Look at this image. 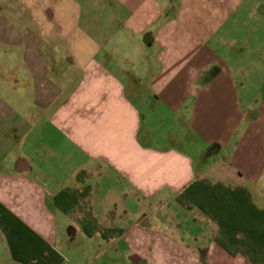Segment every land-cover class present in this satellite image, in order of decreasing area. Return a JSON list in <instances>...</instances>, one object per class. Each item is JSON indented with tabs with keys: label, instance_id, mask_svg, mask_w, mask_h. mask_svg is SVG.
<instances>
[{
	"label": "crops",
	"instance_id": "0c3cea01",
	"mask_svg": "<svg viewBox=\"0 0 264 264\" xmlns=\"http://www.w3.org/2000/svg\"><path fill=\"white\" fill-rule=\"evenodd\" d=\"M261 34L264 0H0V264H264V105L238 100ZM134 97L180 110L201 163L153 144ZM104 177L143 229L104 215Z\"/></svg>",
	"mask_w": 264,
	"mask_h": 264
},
{
	"label": "rangeland",
	"instance_id": "374dc122",
	"mask_svg": "<svg viewBox=\"0 0 264 264\" xmlns=\"http://www.w3.org/2000/svg\"><path fill=\"white\" fill-rule=\"evenodd\" d=\"M261 36H264V34ZM258 36H255V44H259L261 42V38L258 39ZM258 39V40H257ZM262 45V44H261ZM264 49H257V50H251L249 51V59L247 61L243 62V66H241V71H244L243 73L246 75V78L243 81H240L242 84L240 89H239V94H238V100L240 102V106H245L246 104L252 103L251 110L252 114H258V111L261 109V107L264 105V86H262V77L264 76V55H263ZM132 57L135 56L134 52L131 53ZM139 61L137 62L135 67L129 66L126 64V68L132 70L138 74V70L141 65H138ZM227 68V73L229 75L236 74L234 72V66L233 65H226ZM142 83H145L143 81ZM126 84H130L129 81H126ZM135 102L141 109L142 115H143V128L149 127L153 129L154 132V137H152L151 141L155 145H166L168 143L172 145H177L181 147L182 149L188 151L190 155L195 159L196 163H201V157L206 156L207 150H205V146L203 144V141L194 139V138H189L187 141H182L181 137L183 133L185 135H188L187 131L184 132L182 131V124L180 117V110L174 111V112H169L166 109V106L158 102V104L155 105V110H152L151 105L145 102V100L141 97H134ZM263 104V105H262ZM251 114V115H252ZM183 120V119H182ZM186 130V129H185ZM259 129H256L254 132H257ZM174 138H173V137ZM150 138L148 137V140ZM223 153V149L211 155V159L215 156L220 155ZM126 180L121 179V190H123L125 187H128V183L125 182ZM102 188L104 190H101L98 193L99 197H104L105 201L102 203L103 207L101 210H104V215L114 211L121 215V220H123L124 227L125 229H130V228H135V230H140L143 229V227L139 224H142L140 221V204L139 202L134 199L130 194H124L121 192L120 199L116 200L117 204H112V199L115 198L117 191L116 189L112 190L117 185V180L113 178H103L102 179ZM96 186V182H95ZM106 189H110L109 193H107ZM255 198L258 203H262L264 205V173L261 175L257 180L256 183L253 187ZM103 191V192H102ZM115 191L116 193H113ZM172 204L170 203L167 207V210L169 212H172ZM98 210V208H97ZM176 211V212H175ZM49 212L52 213V210L50 209ZM164 212V211H163ZM177 218H180L182 213L180 209L175 208L173 211ZM158 217H162V212L161 210L159 211L158 214H155ZM161 224H156V234L158 235L156 237L155 241V246L156 249L155 251H161L160 253L165 254V250L170 249L174 251V254L177 253L179 249V243H182V236H172L168 224L166 220H161ZM122 225V224H121ZM161 234L159 235L158 234ZM166 236L167 238H165ZM143 240L142 242H138L139 245L143 247L148 248V243L150 242V239L145 240V237L142 236ZM153 238V236H152ZM155 239V238H153ZM181 240V241H180ZM167 241V243L165 242ZM126 245H128V241H124ZM122 243V242H121ZM142 243V244H141ZM151 243V242H150ZM185 243V242H184ZM178 245V246H177ZM117 264H132L131 262H128L126 259H124L121 256V260H117Z\"/></svg>",
	"mask_w": 264,
	"mask_h": 264
}]
</instances>
